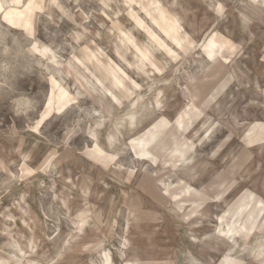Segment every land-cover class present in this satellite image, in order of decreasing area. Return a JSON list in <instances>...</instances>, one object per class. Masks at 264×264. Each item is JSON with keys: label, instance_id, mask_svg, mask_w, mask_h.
Masks as SVG:
<instances>
[{"label": "clouds", "instance_id": "1", "mask_svg": "<svg viewBox=\"0 0 264 264\" xmlns=\"http://www.w3.org/2000/svg\"><path fill=\"white\" fill-rule=\"evenodd\" d=\"M0 264H264V0H0Z\"/></svg>", "mask_w": 264, "mask_h": 264}, {"label": "rangeland", "instance_id": "2", "mask_svg": "<svg viewBox=\"0 0 264 264\" xmlns=\"http://www.w3.org/2000/svg\"><path fill=\"white\" fill-rule=\"evenodd\" d=\"M5 15L6 16H10L11 19H17V18H21L22 19L23 16H24V12H23L22 7L17 6V7H14L12 9H10L9 13H7ZM158 36H159V39L160 40H162V41L163 40H166V38L163 36L162 33H159ZM153 43H156V41H153ZM14 215H18V213H14ZM15 223H16L17 226H21L19 220H16ZM81 223L82 224H86L87 223L86 218L85 219H82L81 220ZM7 226L8 227H11V222H7Z\"/></svg>", "mask_w": 264, "mask_h": 264}]
</instances>
